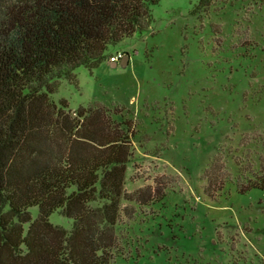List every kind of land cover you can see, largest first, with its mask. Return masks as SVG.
<instances>
[{
	"label": "rangeland",
	"instance_id": "1",
	"mask_svg": "<svg viewBox=\"0 0 264 264\" xmlns=\"http://www.w3.org/2000/svg\"><path fill=\"white\" fill-rule=\"evenodd\" d=\"M150 10L148 29L51 96L135 126L124 190L139 196L121 201L110 264H264V186L247 187L264 183V0Z\"/></svg>",
	"mask_w": 264,
	"mask_h": 264
},
{
	"label": "trees",
	"instance_id": "2",
	"mask_svg": "<svg viewBox=\"0 0 264 264\" xmlns=\"http://www.w3.org/2000/svg\"><path fill=\"white\" fill-rule=\"evenodd\" d=\"M157 3L0 0V264H110L121 201L139 196L124 190L135 126L51 96L148 29ZM54 212L70 229L49 222Z\"/></svg>",
	"mask_w": 264,
	"mask_h": 264
},
{
	"label": "water",
	"instance_id": "3",
	"mask_svg": "<svg viewBox=\"0 0 264 264\" xmlns=\"http://www.w3.org/2000/svg\"><path fill=\"white\" fill-rule=\"evenodd\" d=\"M128 59H129V56H128V55H124V56L120 59L119 66H120L121 68H125V67L127 66V64H128ZM113 65H115V64L113 63Z\"/></svg>",
	"mask_w": 264,
	"mask_h": 264
},
{
	"label": "built area",
	"instance_id": "4",
	"mask_svg": "<svg viewBox=\"0 0 264 264\" xmlns=\"http://www.w3.org/2000/svg\"><path fill=\"white\" fill-rule=\"evenodd\" d=\"M121 58H122V54L121 53H117V54L111 56L109 58V61H110V63H115V62L119 61Z\"/></svg>",
	"mask_w": 264,
	"mask_h": 264
}]
</instances>
